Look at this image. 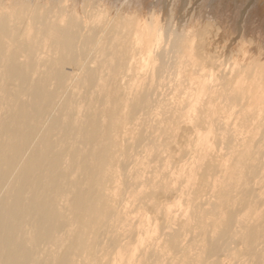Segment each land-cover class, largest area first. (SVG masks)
<instances>
[{
    "label": "bare ground",
    "instance_id": "1",
    "mask_svg": "<svg viewBox=\"0 0 264 264\" xmlns=\"http://www.w3.org/2000/svg\"><path fill=\"white\" fill-rule=\"evenodd\" d=\"M0 264H264V0H0Z\"/></svg>",
    "mask_w": 264,
    "mask_h": 264
}]
</instances>
